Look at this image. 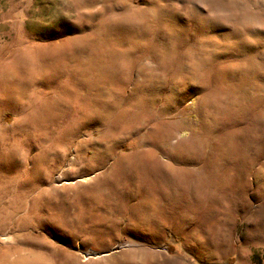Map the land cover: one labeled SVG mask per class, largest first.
<instances>
[{
    "label": "rangeland",
    "instance_id": "obj_1",
    "mask_svg": "<svg viewBox=\"0 0 264 264\" xmlns=\"http://www.w3.org/2000/svg\"><path fill=\"white\" fill-rule=\"evenodd\" d=\"M0 264H264V0H0Z\"/></svg>",
    "mask_w": 264,
    "mask_h": 264
},
{
    "label": "bare ground",
    "instance_id": "obj_2",
    "mask_svg": "<svg viewBox=\"0 0 264 264\" xmlns=\"http://www.w3.org/2000/svg\"><path fill=\"white\" fill-rule=\"evenodd\" d=\"M24 95V94H23ZM21 97V96H20ZM15 103V102H14ZM13 103V104H14ZM2 104V103H1ZM16 104V103H15ZM13 106V105H12ZM101 123V122H100ZM170 135V134H169ZM172 135V134H171ZM106 135H102L100 137V139L98 140V143H103L105 140ZM156 141V140H155ZM162 144V143H161ZM99 148V147H98ZM214 150V149H213ZM61 153V152H60ZM60 153H58L56 156L60 158ZM181 153V152H180ZM178 153L177 157L173 154H166V156L170 159H172L173 161H175L178 165H180L182 162H187V161H191V155H185L183 153ZM188 153V152H187ZM189 156V157H188ZM62 157V156H61ZM125 160V162H127V165L125 167H123V169H121L119 175L113 180V185L116 186H123V185H127L130 186L131 188H133L136 191H142L145 196H148L150 198H152L155 201H164L167 204H169V202L166 199V196L161 193L156 191L153 187H151L149 184H144V182L140 181L141 179V175H145L147 176L148 174H151V167L149 166L150 161L144 160V161H137V162H133V159L131 157H125L120 159ZM75 161V160H74ZM59 162V161H58ZM122 163V162H121ZM74 168V167H73ZM169 173L171 172V168L166 167L165 168ZM173 173V172H171ZM131 175V176H130ZM173 175L175 178L180 179V181H177L176 183V187L177 188H182L184 186V180L181 177L180 174V169H176V172ZM133 177V178H129ZM174 178V179H175ZM105 180V179H104ZM176 180V179H175ZM148 181V180H147ZM160 186V185H159ZM158 188V186H157ZM163 188V187H162ZM165 188V187H164ZM216 188V187H215ZM160 191V190H159ZM162 191V189H161ZM200 196L196 197L197 202L200 201L199 199ZM205 197V196H204ZM110 200V199H109ZM114 200V199H113ZM112 200V201H113ZM147 201V200H146ZM153 203V202H152ZM171 204H175V202L171 203ZM116 205V204H115ZM124 207V206H123ZM118 208V207H117Z\"/></svg>",
    "mask_w": 264,
    "mask_h": 264
}]
</instances>
